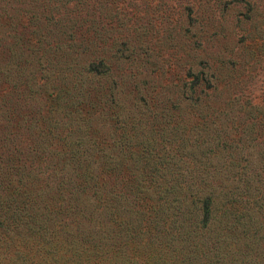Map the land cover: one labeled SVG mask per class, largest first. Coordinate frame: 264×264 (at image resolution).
I'll return each mask as SVG.
<instances>
[{
	"label": "trees",
	"instance_id": "16d2710c",
	"mask_svg": "<svg viewBox=\"0 0 264 264\" xmlns=\"http://www.w3.org/2000/svg\"><path fill=\"white\" fill-rule=\"evenodd\" d=\"M8 2L0 17L9 27ZM2 33L7 62L0 71L8 73L17 64L16 41L6 42L9 28ZM78 82L76 92L88 90ZM217 90L209 82L187 97L192 107L204 101L210 109L181 132L176 118L169 138L131 142L122 134L120 144L85 132L72 138L69 126L63 133L48 127L53 116L46 111L18 114L9 97H0L3 237L21 222L30 226L23 215L51 211L64 226L76 222L78 264H236L239 254L264 256V99L238 90L216 105ZM85 103L71 99L65 107Z\"/></svg>",
	"mask_w": 264,
	"mask_h": 264
},
{
	"label": "rangeland",
	"instance_id": "374dc122",
	"mask_svg": "<svg viewBox=\"0 0 264 264\" xmlns=\"http://www.w3.org/2000/svg\"><path fill=\"white\" fill-rule=\"evenodd\" d=\"M7 5L13 16L9 27L0 17V36L8 28L13 34L6 42L16 41L11 49L17 64L0 71V97H9L18 114L46 111L53 116L48 127L63 133L69 126L72 138L84 132L117 144L122 134L132 136L131 142L160 140L166 133L169 138L176 118L181 132L210 109L204 101L192 107L187 98L209 82L221 88L213 92L212 104L238 90L253 101L264 99V0H9ZM6 52L0 46L1 68ZM90 66L98 73L88 72ZM80 78L88 87L81 93L75 90ZM71 99L86 103L65 107ZM44 213L23 215L30 226L21 222L8 238L0 227V264L79 263L76 222L64 226L59 214ZM236 264H264V256L239 254Z\"/></svg>",
	"mask_w": 264,
	"mask_h": 264
}]
</instances>
